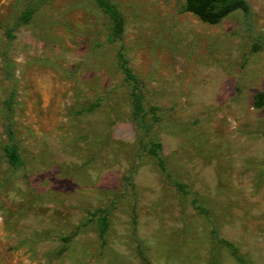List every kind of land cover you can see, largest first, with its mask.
<instances>
[{
	"label": "rangeland",
	"instance_id": "rangeland-1",
	"mask_svg": "<svg viewBox=\"0 0 264 264\" xmlns=\"http://www.w3.org/2000/svg\"><path fill=\"white\" fill-rule=\"evenodd\" d=\"M112 1L0 0V264H264V0Z\"/></svg>",
	"mask_w": 264,
	"mask_h": 264
},
{
	"label": "trees",
	"instance_id": "trees-1",
	"mask_svg": "<svg viewBox=\"0 0 264 264\" xmlns=\"http://www.w3.org/2000/svg\"><path fill=\"white\" fill-rule=\"evenodd\" d=\"M99 6L105 11L110 17L111 22V36L115 41H122L124 36V20L120 14V10L115 2L112 0H96ZM187 10L195 14L203 22L209 24H217L231 13L237 10L248 11L249 7L245 0H185ZM33 15V10H28L22 16V22H29ZM11 33V30L9 34ZM119 59L122 63V71L125 74V79L132 84L133 87V100H134V119L138 122V125L144 132H147L148 127L143 116V105H142V94L137 90L138 80L131 68L123 48L120 49ZM11 105V100L8 101ZM264 105V91L257 94L255 98V106L261 107ZM8 136V144L3 148L4 155L7 162L14 170H18L23 167L24 161L19 150L18 144L15 142V132L13 124L9 123L6 127ZM98 215V228L99 236L102 243L105 245L107 242V232L109 228L108 218L106 210L99 209L95 212ZM146 264H150L149 261L145 260Z\"/></svg>",
	"mask_w": 264,
	"mask_h": 264
}]
</instances>
